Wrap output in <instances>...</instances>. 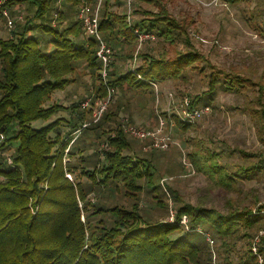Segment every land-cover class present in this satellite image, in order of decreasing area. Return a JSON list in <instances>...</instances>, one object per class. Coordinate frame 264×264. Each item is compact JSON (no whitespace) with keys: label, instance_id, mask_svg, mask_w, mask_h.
Here are the masks:
<instances>
[{"label":"trees","instance_id":"obj_1","mask_svg":"<svg viewBox=\"0 0 264 264\" xmlns=\"http://www.w3.org/2000/svg\"><path fill=\"white\" fill-rule=\"evenodd\" d=\"M87 1L90 5L96 2ZM139 1H154L158 7L147 11L136 5L134 11L139 10L142 16L131 24L124 13L109 10V0H101L99 32L112 50L108 82L116 93L96 121L90 117L91 107H81L82 96L68 105L47 103L52 92L64 89L74 80L70 75L80 64L89 69L93 80H98L89 85V91L95 97H105L100 63L95 56L96 40L83 35L77 17L60 27L64 15L59 11L54 13L57 21L52 25L49 19H43L50 0H35L32 2L38 7L34 14L43 21L31 24L30 13L26 12L24 22L18 23L10 36L0 37V132L4 135L3 145L15 142L10 152L13 166L0 156V264H211L203 240L191 238L192 232L198 233L195 226L207 221L218 235H223L233 234L239 225L251 228L256 221L255 217L245 218L255 216L250 209L222 215L186 202L176 204L173 222L150 216L145 210L139 212V197L144 192L152 193L150 204L160 209L165 206L159 192H170L176 202L181 198L169 186L156 183V166L149 158L153 149L132 150L119 123L110 124L115 121L117 96L127 89L146 92L168 78H184L186 69L197 68L201 72L198 62L203 60L193 49L169 56L164 49L156 52L147 47L137 53L141 62L133 70L113 71L115 47L125 45L128 56H132L136 45L132 28L151 31L168 43L182 35L189 44L187 37L184 39L185 27L161 5V0ZM21 2L8 0L7 7L23 16ZM79 2L63 0L68 9ZM33 28L47 35L44 43L32 34ZM80 32L83 39L75 41ZM248 80L239 74H216L212 70L208 89L201 96L194 95L190 103H199L202 96V100L212 98L216 88L241 92ZM60 109L67 111V117L52 119ZM36 120L44 124L33 127L31 123ZM86 120L88 123L83 126ZM174 120L182 129L188 125ZM62 125L66 129L62 130ZM189 156L196 170L215 176L227 186L234 181V176L218 163L216 153L211 151L204 156L193 152ZM252 168L255 167L241 172ZM66 173L73 174L72 180ZM91 192L97 194L94 202L89 199ZM117 196L128 202L118 201ZM182 214L189 218L188 231L179 223ZM263 239L264 235L260 243Z\"/></svg>","mask_w":264,"mask_h":264},{"label":"rangeland","instance_id":"obj_2","mask_svg":"<svg viewBox=\"0 0 264 264\" xmlns=\"http://www.w3.org/2000/svg\"><path fill=\"white\" fill-rule=\"evenodd\" d=\"M32 1L35 0H22L19 7L24 11L23 16L21 19L15 18L11 27L7 24V18L0 12L1 38L10 36L18 23L24 22L26 12L30 13L31 24L43 21L45 18L54 25L57 21L54 19V13L59 11L64 15L60 27L67 26L71 19H76L78 5L68 9L63 0H50L49 9L42 19L34 14L38 3ZM101 4L100 2L98 15ZM91 5L94 6V3ZM125 5L126 0H109L108 4L109 10L126 14L128 5ZM136 5L141 10L147 11H155L158 7L154 1L132 0L131 12L125 15L127 21L129 16L132 24L142 16L139 10L134 11ZM161 5H164L167 11L185 27L184 39L187 37L189 44L181 38L182 35L174 38L172 43H168L150 31L152 37L143 41L140 46L136 40L132 56H128L125 45L114 48L112 70L117 73L133 70L141 62L137 53L146 51L147 47H153L156 52L164 49L169 56L193 49L203 57V60L198 62V67H201L202 71L197 68L186 69L184 78H168L154 84L152 89L146 92L125 89L126 93L122 94L120 91L117 96L115 121L111 120L110 124L116 125L118 122L122 131L127 125L152 129L161 119L165 132L173 140L168 148L163 149L153 147L151 140H140L123 131L132 150L153 149L150 150L152 154L149 158L156 166V183L159 185L164 183L181 198V201L176 202L170 192L166 191V195L159 192V197L165 206L160 209L151 206L149 200L152 198V193L144 192L139 197V212L142 214L145 210L150 216L167 219L171 211L182 202L213 209L222 215L230 211L250 209L251 214L255 216L246 217H257L258 221L255 226L247 230L250 232L251 243L253 236L264 224V208H261L264 205V0H240L235 3L223 0H161ZM7 9L12 18L19 14L14 13V8L13 11L8 7ZM33 29L32 34L43 39L44 43L47 35L38 31V28ZM81 35L80 32V38H74L75 41H80ZM47 47H49L48 43ZM212 70L216 74L219 71H223L224 74H239L249 80L241 92L216 88L212 98L202 100L205 97L202 96L200 102L193 106L207 105L209 110L186 122L188 123L186 128L177 127L174 118L180 120L178 112L183 107V101L188 99L190 102L194 95L201 96L200 93L208 89V75ZM70 77L74 80L64 89L52 92L47 103L57 101L68 105L82 96L84 98L81 107H84L82 105L87 101L85 107H91L93 110L99 98L95 97L93 91L90 92L88 88L93 81L97 84L98 80H93L91 72L84 64H80ZM67 114L65 109H60L56 115H52V119L56 116L67 117ZM87 121L84 124H87ZM31 124L33 127H39L44 122L36 120ZM61 128L66 129V126L62 125ZM88 142L86 138V145ZM155 142L159 143L160 139ZM14 146L15 142L5 143L2 156L10 154ZM91 150L94 151V147ZM211 151L216 153L218 163L234 176V181L229 186L221 183L215 176L193 168L189 156L191 153L200 152L205 156ZM90 152L88 150V153ZM182 158L190 162L193 172L184 167ZM248 167L255 168L247 173L241 172V169ZM66 176L71 180L74 177L73 174L68 173ZM80 179L86 180L84 177ZM94 193L89 194L91 202L96 199L97 194ZM117 200L124 204L128 202L123 196H117ZM83 219L81 215V220ZM199 224L202 232L200 234L198 231V233L192 232L191 238L200 242L203 240V244L208 248L207 254L211 257L209 261L218 263L216 242L219 236H225L226 233L218 235L206 222ZM239 227L241 226L239 225L234 233H241L242 227ZM205 232L214 241L212 244L206 239ZM248 252L252 255L249 258L250 264H259L258 256L251 249ZM258 254L264 264V239L262 244L258 243Z\"/></svg>","mask_w":264,"mask_h":264},{"label":"built area","instance_id":"obj_3","mask_svg":"<svg viewBox=\"0 0 264 264\" xmlns=\"http://www.w3.org/2000/svg\"><path fill=\"white\" fill-rule=\"evenodd\" d=\"M7 1L8 0H0V12L4 17L7 18V24L9 27H11L13 25V20L15 18L21 19L22 14L20 13L13 18L10 17L9 11L7 9ZM100 2L101 0H96L95 5L91 6L87 0H80L76 12V17L81 23L83 35L86 38H94L96 40L97 47L95 50V56L100 63L99 72L102 82L105 85V97L96 100L95 108L93 110L91 109V116L93 121H96L100 118V116L106 110L111 98L116 93V89L114 88V86L110 85L108 82V69L112 59V50L110 46L106 43V41L101 37L99 32L98 9ZM128 23H130L129 16H128ZM132 32L136 36L138 46H140L143 41L150 39L152 37V33L150 31L140 30L138 28H132ZM136 76L138 79H141L140 74H136ZM87 104H88L87 101H85L82 106L85 107L87 106ZM208 110L209 107L207 105H200L194 107L190 105L188 99H185L183 101V107L178 112V115L181 121L190 122L195 117H198L203 113H206ZM123 131H127V133H129L131 136L136 137L140 140H144V139L151 140L153 143L152 145L153 147H159L165 149L168 148V146L173 142L171 136L167 132H165L163 121L161 119L159 120L158 125L152 129H144L134 125H127L123 127ZM158 139H160V142L156 143L155 141ZM3 140H4V135L3 133L0 132V156L4 155L3 150L5 145L2 144ZM3 157H4L3 161H5L7 165L13 166L12 158L10 154H7ZM182 161L185 167L190 172H193V170L191 169L190 162L186 161L183 158ZM1 179H3L2 174H0V180ZM174 219H175L174 213L173 211H171L170 216L167 218V221L173 222ZM179 223L183 226L184 230L186 231L190 230L189 218L186 214H182L179 217ZM194 229L198 232H202L199 226H196ZM204 235L206 239L209 241V243L212 244L213 240L209 237V234L205 232ZM263 235H264V224L258 230L251 244V251H253V253L258 256L259 264H262V260L260 255L258 254V243ZM211 264H217V263L212 261Z\"/></svg>","mask_w":264,"mask_h":264},{"label":"crops","instance_id":"obj_4","mask_svg":"<svg viewBox=\"0 0 264 264\" xmlns=\"http://www.w3.org/2000/svg\"><path fill=\"white\" fill-rule=\"evenodd\" d=\"M131 1L132 0H126V5H128L127 6L128 10L126 13L127 15H129L131 12L130 11L131 10L130 9V2ZM129 21H130V19H129ZM130 23H131V21H130ZM245 218H247V217H245ZM255 219H256V217H255ZM257 223H258V221L256 219V221L253 223V226H255ZM206 224H208L207 221H206ZM241 227H239V228H241ZM248 229L249 228L245 229L242 227L240 229V231H241L240 234L226 233L225 236H219V240H217V242H216L217 243L216 244V257H217V262H218L217 264H250L249 258H251L252 255L250 254V252L247 251L248 245L250 243L249 242V238H250L249 233L250 232L247 231ZM243 232H245L244 235H243ZM255 235L253 236L252 239H254ZM260 241H261V239H260ZM260 241H259V243H260Z\"/></svg>","mask_w":264,"mask_h":264}]
</instances>
